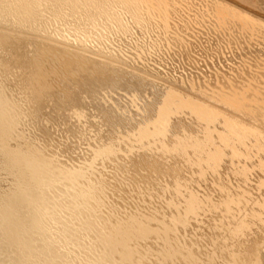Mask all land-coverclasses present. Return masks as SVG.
Masks as SVG:
<instances>
[{"label":"bare ground","instance_id":"obj_1","mask_svg":"<svg viewBox=\"0 0 264 264\" xmlns=\"http://www.w3.org/2000/svg\"><path fill=\"white\" fill-rule=\"evenodd\" d=\"M218 1H220V0H218ZM230 1L231 2H233V1L239 2L240 5H237L238 7L235 5V7L239 8V9L242 8L243 12H244L245 8L246 9L249 8V9L253 10L254 6L257 7V9H255V10H258L260 12V14L262 15V17L259 18V20H263V22H264V0H260L261 5L257 1H256V4H254L252 2L254 4V6H252L253 4L251 5V2H250L251 0H230ZM220 2L224 3L228 7L231 6V3L226 2V0H221ZM220 2L215 3V5L220 4V6L222 7V5H224V4H221ZM148 3H150V0H0V71L4 72L5 76L7 77L8 74L14 72L13 69H19L20 67H22L20 65H22V64L25 65L24 61L29 60L31 58L30 57L31 55L28 52L29 48L30 49L35 48L36 46H38L40 44L39 46L47 45L46 48L48 50H49V48L53 49V47L58 46L60 48L65 49L63 51L67 50L68 54H69V52H71L70 54H73L75 56L74 58H70V57L68 58L67 57V59H65L63 62L59 63L58 68L60 67L61 70L64 69V71L65 70L67 71V74L65 76H68V74L71 75V73L73 71H75L76 66L79 65L78 61L81 60L80 62H82L83 59L89 58L91 61V62H89V65L93 62L98 68H100L101 71H99L98 68L96 69V71L99 74L101 72H106L107 71L106 68L110 69L112 67L111 68L112 70L110 73L112 74L113 78H117V80L119 79V81L122 80L123 79L122 77H124L125 75L126 76L129 75V77H127V79H129L131 75H132V77L139 78V80L140 79L144 80V78H147L150 82V86H149V84L147 85L146 83H143V85L146 84V86L141 85L142 84V83H140V82H142L141 80L138 82L137 85H141V87H145V88H147V86H148V88L151 87L152 89H148L146 91L144 89V93L139 92L140 93L139 95L137 93H136V95L134 94L135 91L137 92L138 86L135 87L133 85L135 87L134 88L132 86V84L134 82L132 83V81L130 79L129 80L131 81V86L128 85L130 82L128 84L124 83L125 85H123L122 81H121L122 84H119L118 81L116 83H114L115 81H113L111 79L110 75H108V72H107V74L104 73L105 75L102 73L103 75L101 74V75L97 76L98 77V79L96 78L97 82L101 83L100 86H95V84L98 85V83H95V81H93L95 78L92 80L94 82V84H93V82L91 83V80L89 81L86 79L89 83L94 85V88H92V86H89L90 84H87V83H85L87 85H84V88H86V86H89V88L91 87L90 89H92V92L90 89L88 90V88L86 90L83 87H81V88H83V90L86 91V93H88V91L90 94L93 93V94H91V95H93V98H91L92 96L89 95V93H88V95L90 96L89 97L90 100L88 99V96L86 99H88L90 102L93 99L96 103L95 104L94 101H92L93 104H91V105L92 106L95 105V107L93 106L94 108L91 109V111H92L91 114L89 112L91 106H88V105L87 106L90 107V108L87 107V109H89V111H88L89 114L84 113V115H86V116L91 115L90 121L87 120V122H84L83 120H86V118H85L82 121L84 123H86V125L85 124L84 125L78 124L79 126H75L76 128H78L77 131L75 130L76 134H79L82 137V139H83V137H85L84 139H86V142L95 141V143L96 142L99 143V141L107 140V137L109 136L110 133L111 134L115 133L117 135L118 134L121 135L123 133V132L119 133L121 131V129H122V131H123V129L125 130V128L128 127V125L130 127H132V129H133V130L129 131L130 127H128V130L127 129L125 130V131H129V133L124 136L126 139H122L123 141L119 142L118 145H116V148L115 149L113 148L114 150L113 149L111 150V148L109 150L107 149L110 152H108V151L103 152V150L105 148H108L107 146H105V148H104V145H106L108 143V142L106 143V141H105L104 145L101 146V147H103V148H101V149H103L102 151L99 147H97V148L95 147L96 150L99 148V150H97V152L99 151L98 152L99 154H100V151L103 153L108 152L107 154L110 153V155H111L110 157H112V158L109 159L108 162L110 160L112 161V159H113V164L110 161L111 164L113 165L112 168H116L118 172L112 171V168L110 170V166H109L110 162L109 163L104 162L105 165H103V168L105 169V166L108 164L109 170L111 172H114V174H115V172L118 173V176L120 177L119 179L120 180L123 179L122 181L125 180V182H126L125 183L126 185L123 184V189L121 190V188H122L121 184H120L121 181L119 180V182H118V184H120V186H119L120 188H119V187H117L118 185L116 186V184H114L118 181L117 179H116L117 181H115V177L117 175H114L115 177L113 176L114 177L113 178V177H110V175L111 174L113 175V173H110V175H109L110 178H108V179L106 178V179L109 181V183H111V181L109 179L113 178L112 179L113 183L106 184L108 181H104V182H106L105 184L99 183L100 185L97 186V188H95V190L97 189V191L101 190L100 195L103 196V198H107V199L111 198L112 202L110 204L108 214L116 217L120 226L122 224L124 225L122 231H126V229H127V232H128V229L131 226V224L127 228V226H128L127 222L128 221L131 222L130 220H132L133 218L136 217V219L138 218L137 219L138 221L140 220L143 222V224L144 223L147 224L150 231L156 233L155 235L152 233H151L152 235L151 234H148V235H151L154 239H160L163 246L159 250L158 255H156V256L153 255L154 258L149 257V259L144 260V261H146L145 264H156L157 260H161L160 262L163 261V264H213L214 259L216 257H217V259H215V260H217V261L219 260L218 264H264V229H263V231L261 230L262 233H257L258 232V230H256L257 227L256 228L254 227V225L258 226V224H256L259 221L258 218L262 217V216H256V215H261L262 212L264 215V165H261V163L257 160V158H256V160H254V159H253V161L251 160V158L249 157V154H247V152H246L247 147H246V145L244 146L245 143H243V142H245L244 141L245 134H243V133L246 130V132H245L246 134H249L251 137H252V135H254L257 139V141L255 140L256 142H253L252 145L250 143V147H254L256 151H260V148H262L261 146H264V130L261 131V129L259 127L260 123H258L259 128L257 127V125H255V128H254V127H252L253 126L252 123L250 125V122L246 121V123H244L245 126H243L244 127L243 130H240V132L238 131L237 134L235 133L237 138L238 137L240 138V140H236V138H233L232 136H230L229 132L226 130V127H227L226 125L228 123L226 124L225 120L227 122L228 118L227 119L224 118V117L228 116V117L232 118L234 121L237 118V116H235L234 114L240 113V111L242 109H243L242 111H244L247 114L245 116H248L249 118L251 117L250 119H252V120L253 119L258 120L262 116L254 114V115L258 116V118H256V116L253 117L248 111L251 108V107L250 108L247 107L249 105V103H248V105H245V106L240 105V107L238 106L237 102H231L230 104H227L226 102L223 101L224 98L221 99V95H218L217 93L210 92L208 89L205 90L206 92L201 91V93L199 95L198 94L194 95L197 92H199L198 90H201V88H200V86L197 87L198 89L196 88V85H198V83L194 77V73L192 72V70H194V69H191V71L185 69V67L190 62V59L192 58L190 56L189 52L198 51L199 53H201L200 56H202V54H203V55H206L209 57L213 56L212 54H217L215 57L216 59L215 58L213 59V60H217V57L219 56V54L217 53V50H219V49H220V51L223 50L225 48V46L228 44L231 45L232 48L234 46V48H235L234 51H235L236 55H238V54L240 55V53H241V56H242L245 54V53L242 54V51L245 52V50H248L247 53L251 57L253 56V58L255 59L254 63L256 65V61L259 58L258 56H261L262 58H264V38H263V42H259V41L256 42V43H258L257 46H255L256 43H255V45H252L251 41H248V40L246 41V42H248V45H245L244 43H246V42L242 41L245 38L244 35H243V38H241L242 39L241 40L240 36L236 38V36H238L239 33L236 36L233 35V33L235 34L236 30H235V32L233 31V33H231L233 28L234 27L236 28V25L238 24L236 22V25L231 24V25H234L233 28L230 26L232 28L231 31H230V27H229V29H222V27L224 28L225 25L221 27V29L223 30L222 31V30H217V28H216L217 23H214L216 26L215 29L212 28L213 26L210 28L209 25L206 24L207 26L204 30L202 28H200V31H201V29L203 31H201V33L199 32L200 34L197 35L193 39L194 40L193 43L192 42L190 43L189 41L185 40L182 37V35H181L182 32L181 33L178 32L180 29L179 30L177 29V33L173 34V37H165L163 39L162 38L163 34H159L157 32L161 28L160 27L161 22L165 23L168 21L165 18V15H163V13H164L163 8H162L163 5L162 4L161 5L159 4L157 6L154 5V8L152 9V8L148 7ZM145 5H147L146 9H144ZM165 7H166V5H165ZM223 7H224V9L226 8L225 6H223ZM231 7L234 10L236 9L233 7V5ZM229 8H227V10ZM144 10H146V11L148 10V13L141 14V12ZM166 10H168V9H166ZM234 10H232L233 13H234ZM238 10H235V11L237 12ZM240 10H239V12H240ZM213 11H214V9H213ZM228 11H230V10H228ZM232 11H230V12H232ZM166 12H169V11H166ZM166 12H165V14H166ZM216 12H219V11L216 10L214 12V14H216ZM227 12H225L224 14H226ZM230 12H229V14H230ZM236 12L234 13V14L238 15L236 20L237 21L238 20L243 21L242 19H240V18L245 16L244 14H242L243 12H240L241 13L240 15ZM249 12H250L249 10H247V12L245 11L246 14H248ZM212 14H213V12H212ZM220 14H222V13H220ZM224 14H223V17H224ZM249 14H251V13H249ZM249 14H248V16H249ZM206 15H207V13H206ZM217 15H218V13H217ZM230 15H232V14H230ZM230 15H228V16H230ZM251 15L254 16L253 14H251ZM251 15H250V18L252 17ZM208 16H211V15L209 14ZM234 16H236V15H234ZM169 17L171 19H173L171 15ZM214 17L215 16H213V18ZM225 17H227V16L225 15ZM211 18H212V16H211ZM219 18H220V16H219ZM250 18H249V20H250ZM226 19H228V18H226ZM246 19L248 20V17H246ZM175 20H176V23L178 24L177 28H179V27L181 28L182 24H184L186 26V28L189 27L188 26V23H189L188 16L180 15V16H177L175 18ZM214 20L216 21V19H214ZM214 20L212 19V21H211L212 24H210V25H213ZM252 20H254L255 24H256V22H259V23L262 22L259 20L256 21L257 19H255V18L254 19L252 18ZM202 21H204V20L202 19ZM220 21H222V19ZM230 21H231V19H230ZM248 21H247V23H248ZM204 22H202V24ZM244 22H246V21H243V23ZM205 23H204L203 28L205 27ZM250 23H251V25H250ZM250 23L248 26L245 23V27L247 26V29H248V30L246 29L245 31L252 32L253 29L258 28V25H256L257 28L253 25L254 28L251 27L252 31L249 30L248 27H250V26H252V24H254L253 21ZM54 24L55 25L58 24L56 26L59 28H62V27H60V24H62V26H64V30L61 31V29H58V28H57L58 30L57 29L50 30L51 27H53V28L55 27V26H53ZM223 24H225V23L222 22V25ZM228 24H230V23H228ZM240 24H242V23H240ZM220 26H221V22H220ZM242 26H243V24L240 26V28ZM260 26H261V28L263 27L262 24ZM186 28H185V30H186ZM164 29L166 32L167 29L166 28H164ZM183 29H181V30H183ZM262 29H264V27ZM259 30H260V28H258L257 33H259L261 31V30L260 31ZM135 34H137V37H134ZM253 35L255 36V34H253ZM245 36H247L248 39L250 37V36L248 37V34ZM251 37H252V39L254 38L253 36H251ZM147 39H150V41L153 42V46L156 47L158 51H160L162 49V47L166 46L163 42H165L166 44L169 45L168 47H166V49L169 52V55L164 60L163 65H161L160 63H158L157 61H154V60L153 61L155 63L151 62L152 59H149L150 57L147 58L145 56V54L147 52L146 49H148V46H149V43L146 42ZM259 39H261V38H259ZM186 42H188V44L189 43L190 44L188 45L186 50H184V48H182V44L183 43L185 44ZM250 43H251V45H250ZM53 45H55V46H53ZM185 45L187 46V44H185ZM169 48L170 49L174 48L176 50H174L173 52L170 53ZM39 49H41V48L39 47ZM215 49H216V53L214 51ZM48 50L46 52H48ZM56 51H57V48H56ZM220 51H219V53L222 54V52H220ZM60 52H62V51H60ZM32 53H33V51H32ZM36 53H38V52H36ZM51 53H52V50H51ZM52 54H54V53H52ZM62 54H63V52L61 53V55ZM64 54H65V52H64ZM248 54H246V56L249 57ZM35 55L36 54H33V56H35ZM37 55H39V54H37ZM40 55H42V54H40ZM58 55H55V57H57ZM61 55H59L58 57H61ZM251 57H250V59H251ZM48 58H50V57L48 56ZM37 59H38V57H37ZM43 59H44V57H43ZM53 60H51V61H53ZM209 60H210V58H209ZM36 61H38V60H35L34 62L36 63ZM44 61H42V62H44ZM48 61L50 64L52 63L50 60H48ZM60 61H62V59H60ZM56 62L58 63V61H56ZM257 62H261V60L257 61ZM29 63L32 64L30 60H29ZM47 63H45V64H47ZM40 64H42V63H40ZM45 64L44 63L42 64V65H44L43 68L45 67ZM50 64H47V65L50 67ZM52 64H54V63H52ZM60 64H61V66H60ZM54 65H53V67H54ZM25 66H27V65H25ZM86 66H88V65H86ZM86 66H82V67L83 68L85 67L84 69L86 70V73H88V71L90 72L91 69L88 66V68L90 69L89 70L88 68H86ZM155 66H158V67L164 69L165 71H160ZM166 66H168V68ZM40 67H41V65H40ZM77 67H79V66H77ZM44 69H46V68H44ZM51 69H53V71L52 70L51 71L54 74L55 73L54 71H56V70L54 68H51ZM103 69H105L106 71H102ZM61 70H59L60 73H61ZM92 70H93V68H92ZM92 70H91V72H92L91 75L93 74ZM178 70H181L182 74H179L180 75L179 78L173 77L172 73L177 72ZM66 71H65V73H66ZM76 71H78V69H76ZM94 71H95V68H94ZM79 72L81 73L82 71H79ZM97 72H95V73H97ZM194 72H196V71H194ZM55 74L58 75L57 80L60 79V76H61V78L62 77L65 78V76H62L58 73H55ZM62 74H63V71H62ZM82 74H83V72H82ZM86 75H88V74H86ZM197 75H199V74H197ZM55 76H53V77H55ZM71 76H73V75H71ZM71 76L68 78H71ZM202 77H205V76L203 75ZM79 78H80V76H79ZM81 78H80V80H82ZM50 79L53 81L52 78H50ZM72 79H73V77H72ZM76 79L77 78L75 76L74 80H76ZM83 79L85 80V78H83ZM131 79H133V78H131ZM147 79H145V80H147ZM74 80H72V82H74ZM134 80L136 81V79H134ZM203 80H206V78H204ZM67 81L70 82L69 79L66 80V83H67ZM125 82H128V81L126 80ZM145 82H147V81H145ZM74 83H76V82H74ZM112 83L114 84V86L111 85ZM204 83H205V81H204ZM79 84H80V82H79ZM247 86H249V85H247ZM65 87H63V88H65ZM132 87L134 88L133 90H132ZM68 88L66 87L65 90L63 89L65 91V95H67L66 91H68V92L70 91V94H68V96L72 97L71 96V89L68 90ZM96 88H99V89L96 90ZM203 88L204 87H202V89ZM93 89L95 90V92H93ZM249 90H250V88H249ZM73 91H75V90L72 89V93L74 94ZM80 91H82V90L80 89ZM140 91L143 92L142 88ZM217 91H219V90H217ZM84 92H83V94H84ZM220 92H222V91H220ZM247 92H248V89H247ZM75 93H77V92H75ZM86 93H85V95H87ZM242 93H244V92H242ZM77 94L79 95V93H77ZM83 94H81V95H83ZM232 95H233V93H232ZM73 96L78 97L76 95H73ZM199 96L202 97V99H200ZM70 97H68V99ZM79 97H80V95H79ZM85 97H84V99H85ZM225 97L229 98L228 96H225ZM238 97H241V96H238ZM60 98H61V103H64L65 101L62 99L65 97L60 96ZM78 98H77V100H78ZM73 99H74V104H75V105L73 104V106L76 107V105H77V109H79L80 112L82 109L85 110V112H87L86 111L87 109H84L87 102L82 103V97L79 99V100H81V102L76 101V98H74V97H73ZM84 99H83V101H84ZM232 99H233V96H232ZM235 99H237V98L234 97L233 100H235ZM70 100H72V98ZM240 100L242 102L241 98H240ZM247 100H249V98ZM89 101H88V104H89ZM68 102H66V103H68ZM244 102H245V100H244ZM71 103H73V102H70V104ZM199 103H201L203 105L199 106L198 105ZM63 105L65 106L66 104H63ZM218 105H222L221 108H216V106H218ZM262 105H263V103H262ZM58 106L62 107L61 105H58ZM253 106H255V105H253ZM66 107L70 108V106H67V105H66ZM223 107H225V108H223ZM63 108H65V107H63ZM69 108H68V110H70V111H71V109H72V111L75 110V108L73 109V107H71V109H69ZM227 108L230 111L228 110V112L226 113ZM79 110L77 111L78 112L77 114L80 113ZM215 111L217 114H219V117L221 116V118L215 117V115L212 116V113H214ZM263 111H262V114H263ZM75 112L76 111H74V113ZM229 112H230V114H229ZM82 113H83V111H82ZM82 113H80V117L82 116ZM75 115H76V113H75ZM75 115H74V117H75ZM72 116H73V114H72ZM76 117H79V116L77 115ZM81 119L77 120V123H79L78 121H80V124H83ZM87 119H89V117ZM261 119H263V118H261ZM73 120H74L73 122L75 123L76 119H73ZM229 120H231V119H229ZM247 120H249V119H247ZM239 121H241V120H239ZM261 122H262V120H261ZM263 122H264V120H263ZM74 123H72V122H71V124L69 123V126L72 124L76 125ZM232 126H233V124L231 125V127ZM67 127H68V125H67ZM68 128H66V129L68 130ZM73 128H70V129L72 130ZM74 129H73V131H74ZM75 131L73 133H75ZM90 132L91 133L93 132L94 134H92V136L87 137L88 134H91ZM232 133H234V132L232 131ZM76 134L74 135V137L77 138ZM254 136H253V140L255 139ZM260 137H262V139H260ZM108 138H110V136ZM121 138H122V136H121ZM78 139L81 141L80 137ZM84 139L81 142L84 143V145H86V142H83V141H85ZM91 139H94V140H91ZM245 139L247 140L246 137H245ZM108 140L110 142V139H108ZM248 140H249V138H248ZM248 140H247V143L249 142ZM103 142H100L99 146L102 145ZM257 142L261 145L259 146L257 144ZM115 143H116V141H115ZM88 144L91 145L92 149L94 148L93 146H95L94 143H93V145H92V143H88ZM108 144H111V146H112V143H108ZM113 145H114V142H113ZM200 145H202V148ZM111 146H109V147H111ZM113 147H115V145ZM244 147H246V148H244ZM91 148H90V150H91ZM0 151H1L0 152V158H2L1 162L3 161L4 164L7 162V166L3 167L2 169L7 167L6 169H8L7 170L8 173H9V171H11L15 175L16 179L21 180V183L23 181L24 184H26V185L29 182H31L30 184H32V181H28L27 183H25L26 181H24V180H26V179L27 180L28 179L34 180V176L36 177L34 180L35 184L37 183L36 179L37 180L38 179L43 180L42 178L44 175V170L38 165H33L31 169L25 168L22 166L23 171L19 170V172L15 173L14 169L18 165L22 164L21 163L22 160H21L19 155H17L13 150H11L9 142L7 141V130L5 128H2L1 126H0ZM89 151H88V153H89ZM95 151L93 150L94 154L98 155L97 152H95ZM111 151H113V152H111ZM244 152H246L245 153L246 155L244 154ZM90 154H92V153H90ZM241 154L242 155L244 154V155L242 156ZM223 155L225 156V159H227V157H229L231 159L236 158L238 160H241V159H239L241 156L245 158V160L243 161V163L241 165V168H239V169L237 168L238 171L235 172L236 174L233 173L236 176L234 178L236 181V186L238 188H240L242 186V184L247 185V183H249V181H248L249 179H247V178H248V175H250L249 173L252 172V171L250 172L249 170H251L253 168L258 169V170L256 169L258 171L257 176H256L257 177L256 178V185L257 186H255L254 189H249V190H252V191H250L249 194L245 195V192H243L244 193V199H245V202H244L245 208L244 209L246 211H248L249 214L253 213V211H251L253 204H257L259 201L257 200L258 201L257 203L254 202L253 204H250L252 207L249 206V203L250 202L252 203L253 201H255L254 198H256V199L262 198V200H261V203L259 202L260 205H258L259 203L257 204L258 206H260L259 212H258V209L256 210V212L254 211V213L256 215L253 213L254 216H253V214H251L252 217H250V215L246 211L245 212L247 214L246 213L243 214L244 211L242 212L243 215L246 214L247 217H250V218H248V219H250V221L252 218V222L246 223L247 225H245V223H244V225L246 227L245 229L251 230V234H250V237H248L246 239L245 238L241 239V240H243V242L241 241L242 242L241 244H238V242L236 240L237 236L241 233H239V231H237L239 234H236V236H234L236 230L238 229V227H240V223L242 225L241 221L244 219V218L240 217V214H239V216H237L236 214L232 215L231 218H229V220H227V218H226V221H230V222L232 221L231 222L232 226H230V228L227 230L221 231L220 227L219 226L217 227L216 224H214V223L221 221V219L223 217L222 215L225 214V213L222 214L221 210L216 209L215 212H213V213L211 212L212 214L209 213L210 214L209 217L205 216V218L200 216L201 214L203 215L204 212L201 214H200V212L195 213V211L197 210L196 206H197V204H199V203H197V201L203 202L204 204L206 203L205 205H207L208 202L216 199L215 194L221 195L222 189L219 186L216 187L214 182H212L216 188L214 191L209 192L212 195L210 196L208 194V196H210L209 197L210 199H207L206 193H204V188L206 187L205 186L206 184H204V186H203V182H201V179L202 180L204 179L203 178L204 172L207 171V172H210V174L212 173V175H214L213 172L215 171L216 167L218 168V164H220V166H221V163H223V165L225 167L224 172L219 177L217 176V179L220 182H222L223 181L222 178L224 177L223 175H226V176L228 175L227 176L228 178H229V176H231V174H230L231 172H229L230 171L229 169H231L229 166H231V164H228V161H227V160H229V158L223 162V161H221ZM101 156H103V155H101ZM101 156H99V157H101ZM88 157L92 158L91 155ZM99 157H97V158H99ZM93 158H94V156H93ZM97 158H95V160ZM105 158H107V156ZM105 158L103 157L104 161H106ZM103 159L101 158L100 160H102V162H103ZM92 161H93V159H92ZM238 162H237V165H238ZM89 163H92V162H89ZM1 165L4 166L3 164H0V166ZM93 165L91 164L92 169H93ZM95 166H97V165L95 164ZM219 168H218V170H219ZM6 169H4V170H6ZM94 169H95V167H94ZM116 169H113V170H116ZM194 170H199L198 174L195 173L198 175V177H197V175L195 176V174L191 172ZM97 172H98V170H97ZM207 172H205V173H207ZM8 173H6V174H8ZM106 173H108V172H106ZM255 175H256V173H255ZM12 176L13 175L11 174V177ZM32 176H33V178H31ZM217 179H216V181H217ZM101 180L99 182H101ZM34 181H33V184H34ZM235 181L233 180L232 182L235 183ZM102 182H103V180H102ZM230 182H231V180H230ZM18 184L20 185V182L17 183V186H18ZM30 184H29V186H30ZM113 185L116 186V188H119L120 191L118 189L117 192L113 193V191L115 190L114 189L115 187L114 188L112 187ZM124 185L127 188H124ZM221 185H222V183H220V186ZM223 185H225V184H223ZM21 186L22 185H20L21 189L19 190V188H18L17 190L21 191L22 190ZM24 187H26V186H24ZM237 187L236 188L234 187V190L235 189L237 190ZM91 188H94V187H91ZM201 188H203V190ZM250 188H252V187H250ZM194 189H196V192H195L196 194L193 193L195 191ZM231 189L233 190V188H231ZM231 189L230 190L227 189L225 195L222 193L223 199H221V197L219 196L220 197L219 199H221L222 201L221 200H220L221 202L218 201L221 206L225 205L224 209H227V210H224V212L227 211L228 216H229V213L230 214L232 213L229 211L230 210L229 205H231V202L229 205H228V203H229V200L232 201L233 194L235 195V192L232 193ZM92 190H93V192L95 191L94 189H92ZM249 190H248V192H249ZM19 191H15V192H18V194H19ZM86 193H88V192H86ZM12 194L16 195L15 198L17 200L18 194L17 193H12ZM204 196H205V198H204ZM213 196H215V197H213ZM182 197H183V199H182ZM10 198H13V196L11 195V197H9V202L11 201ZM240 198L241 197H239V199ZM19 199L20 198H18L17 201H21V199L20 200ZM196 199H197V201H196ZM233 200H236V199H233ZM14 201H15V199H14ZM14 201L12 200V202H10V203H12L11 204L12 206L14 205L13 204ZM120 202H124L125 206L123 209H119L120 210L119 211L117 206H120L119 205ZM218 202L216 203L215 207H217ZM240 202H242V201H240ZM203 203H202V206H204ZM214 203H215V201H214ZM121 204H123V203H121ZM238 204H239V202H238ZM18 205L21 206L20 203ZM22 205H24V203ZM26 205H29V204H26ZM209 205H212V207L214 206L213 204H208L207 206H209ZM20 206L18 208H16L15 211L18 210L20 208ZM200 206L201 205L199 204V207ZM218 206H219V204H218ZM22 207L24 208L25 205ZM215 207H213V208H215ZM205 208H207V207H205ZM12 209H14V206L12 207ZM209 209H210V206H209ZM19 211H20V209L18 210V212ZM216 211H220L221 212L220 214H222V215L215 214V213H219ZM239 213H241V212H239ZM258 213H260V214H258ZM140 214H142L141 217L139 216ZM205 215H207V214H205ZM21 220L23 221V224H24L25 222H24L23 218ZM0 221H2V220H0ZM16 221H19V220L17 219ZM222 221L220 224L221 226H222ZM244 221H245V219H244ZM134 222L136 223V220H134ZM19 223H20L19 225L13 223V225L15 224L14 227L12 226L13 228L9 225L10 224L9 223L8 224L9 226H7L6 229H4L2 227V230H6L5 232H7V233L9 232L8 233L9 235H10V232L12 234L17 233V232H15L17 229L20 230L21 228L25 227V225H22L21 222H19ZM223 223H224V221H223ZM228 223L229 222H227V224ZM25 224H28V223H25ZM263 224H264V221H262L260 224L261 227L264 228ZM3 225H4V223L1 226H3ZM132 225L134 226V224H132ZM185 225H188V226H185ZM27 226L32 227L33 225H32V223H30ZM10 227L12 228V231L10 230ZM28 227H25V228H28ZM142 227H143V225H142ZM228 227H229V224H228ZM228 227L226 226V228H228ZM139 228H141V227H139ZM7 229L10 231H7ZM23 229H21V230H23ZM114 229L116 230V228H114ZM143 229H144V227H143ZM242 229H244V228H242ZM21 230L19 232H21ZM115 230H113L114 233L119 232V231L117 232ZM246 230H244V232ZM122 231H121V233H122ZM127 232H126V234H127ZM143 232H144V230H143ZM146 233H148V232H146ZM160 234H161V236H160ZM128 235H129V233H128ZM128 235H126V236H128ZM138 235H137V237H138ZM143 235L141 234V236H143ZM10 236H9V238H10ZM122 236H123V234H122ZM124 236H125V234H124ZM133 236L135 237V235H133ZM145 236H146V234H145ZM15 237H16V235H15ZM15 237H13V240H12V243L14 241L13 245L17 242V240L14 239ZM245 237H247V234L245 235ZM239 238H242V237H240V235H239ZM7 239L8 238H6V240ZM10 241H8V242H10ZM209 241H210V244L207 246L206 243ZM25 243H24L23 247L28 248L30 243H28V244H27V242H25ZM148 246H149V248H152V250L155 248L154 247L155 243L153 242V240L148 242L147 247ZM28 250H30V249H28ZM240 250L243 252H240ZM237 252H238V254H237ZM157 256H158V259H157ZM218 257H219V259H218ZM144 261L142 262V264L144 263ZM56 263H58V262L55 260V262H53V264H56ZM121 264H135V263L134 262L124 263L123 262ZM157 264H159V263H157Z\"/></svg>","mask_w":264,"mask_h":264},{"label":"rangeland","instance_id":"obj_2","mask_svg":"<svg viewBox=\"0 0 264 264\" xmlns=\"http://www.w3.org/2000/svg\"><path fill=\"white\" fill-rule=\"evenodd\" d=\"M217 1L218 0H150V3H148V7L153 9L154 5L155 6H157L159 4L163 5L162 6L163 12H164L163 15H165V18L168 21L165 22L166 24L161 22V24H160L161 28L157 31L159 34H163V37H162L163 39L165 37H173V34L177 33V29L178 30L180 29L178 32H180V33L182 32V34H181L182 37L185 40L189 41L190 43L191 42L193 43L194 42L193 39L197 35H199L201 33V31H203L206 28L207 25H209L210 28L213 26L212 28L215 29L216 26L214 23H217V27H216L217 30H222V29H229L230 26L233 28L234 25H231V24L236 25V22H237L238 23L237 24L238 26L236 25L237 29L234 27L233 30L231 31L232 28L230 27L231 33H233V31L235 32V30L237 32V33L235 32V34L233 33V35L236 36L239 33L238 36H236V38L240 36V39H241V38H243V35H244L245 40L244 39L243 40L241 39V40L243 42L244 41L246 42L247 40L251 41L252 45H255V43L258 41L263 42V38H264V31L263 30L264 29H262V28L264 27V24H263L264 22H263V20H259V18H261L262 15L260 14V12L258 10H255V9H257V7L254 6V4H256V1L261 5L260 0H251L250 1L251 5L254 3L252 5V6H254L253 10L249 9V8L248 9L245 8L244 12L242 11V8H240L241 10L239 8H237L238 7L237 5H240L239 2H236V1L231 2L230 0H226V2L231 3V6L233 5V7L236 8L235 10L239 9L240 12H243L242 14H244L245 16L240 18V19H242L243 21H246L244 23L241 20H238L239 22L236 20L238 15L234 14L236 11L231 6H229L230 7L229 8L224 3H221L220 2L221 0L218 2H220L221 4H224V5H222V7L220 6V4L215 5V3H218ZM165 5H166V7H165ZM235 5L237 7H235ZM223 6H225L226 8L224 9ZM146 8H147V5L144 6V9H146ZM227 8H229L228 10H230V11L234 10V13H233V11L232 12L228 11ZM166 9H168V10H166ZM213 9H214V11H213ZM215 9L217 11H219V12H216V14H214V12L216 11ZM239 10L236 13H238L240 15L241 13L239 12ZM247 10H249L250 11L249 13L253 14L255 17L249 13H248L249 14V16H248V14L245 13V11L247 12ZM166 11H169V12H166ZM165 12L167 15L165 14ZM212 12H213V14H212ZM225 12H227V13L224 14ZM229 12L232 15H230ZM143 13H148V10L147 11L144 10L141 12V14H143ZM206 13H207V15H206ZM217 13H218V15H217ZM220 13H222V14H220ZM209 14L212 16V18H211V16H208ZM223 14H224V17H225V15L227 17L224 18ZM227 14L230 16H228ZM233 14L236 16H234ZM168 15L169 16L171 15L173 19H171ZM180 15L188 16V18H189V23H188L189 27L188 28H186V26L184 24H182L183 27L181 26V28L180 27L177 28L178 24L176 23L175 18L177 16H180ZM250 15L252 16L251 18H250ZM213 16H215L216 18L215 17L213 18ZM219 16L222 19V21H220L221 19L219 18ZM246 17H248V20L250 18L249 21L250 22L253 21V23H254V24H252V26L248 27L249 30L252 31V28H254L253 25L256 28H257L256 25H258V28H260V30H261V31L260 30L259 31L261 33L260 32L257 33L258 28L253 29V31L255 30L254 32L253 31L252 32L245 31L247 29V26L250 23L246 19ZM226 18H228V19H226ZM252 18L257 19L256 21H258V20L262 21L263 23L262 22L261 23L256 22V24H255V22H254V20H252ZM202 19L206 23L204 21H202ZM212 19L213 20L216 19V21L214 20L213 25H210V24H212L211 23ZM230 19L232 22L230 21ZM219 21L221 22V26H220ZM247 21H248V23H247ZM202 22L205 23L204 28H203L204 23L202 24ZM222 22L225 24L222 25ZM228 23H230V24H228ZM240 23L243 24V26L241 28H240V26L242 24H240ZM245 23L247 25L246 27H245ZM261 24L263 25L262 28L260 26ZM56 25H58V24H56ZM56 25L54 24L53 26H55V27L54 28L51 27L50 30H52V29L55 30L57 28L61 29V31L64 30V26H62V24H60V27H62V28H59ZM224 25L226 28L222 27ZM250 25H251V23H250ZM221 27H222V29H221ZM164 28L167 29L166 32H165ZM185 28H186V30H185ZM200 28H202L203 30L201 29V31H200ZM181 29H183V30H181ZM245 32L246 33L248 32L247 34H248V37L250 36L249 37L250 40L247 38V36H245V35H247ZM253 34H255V36ZM251 36H253L254 38L252 39ZM134 37H137V34H135ZM259 38H261V39H259ZM146 42L149 43V46H148V49H146L147 52H146L145 56L147 58L150 57L149 59H152L151 62L157 61L158 63L163 65L164 60L169 55V52L166 49V47H168L169 45L166 44L165 42H163L166 46L162 47V49L160 51H158L157 48L153 46V42H151L150 39H147ZM246 43H244V44L248 45V42H246ZM251 43H250V45H251ZM185 44H187V46ZM185 44L184 43L182 44V48H184V50H186V48L189 45L188 42H186ZM257 44L258 43H256L255 46H257ZM39 45L36 46L35 48H32V49L29 48V50H28V52L31 55L30 56L31 58L29 57L30 58L29 60L31 61L32 64L29 63V60L24 61L25 65H27V66H25L21 63L22 65H20V66H22V67H20L19 69H13L14 72L8 74L7 77L5 76L4 72L0 71V126L7 130V141L9 142L11 150H13L17 155H19L21 160H22L21 161L22 164L18 165L14 169V171H15V173L19 172V170L23 171L22 166L25 168L31 169L33 165H38L44 170V175L42 178L43 180H39V179L37 180L36 179L37 183L35 184L34 180L36 177L34 176V180H32V179L24 180V181H26L25 183H27L28 181H32V184H30L31 182H29L26 185V184H24L23 181H22V183H23L22 184L21 180L16 179L15 175L11 171H9V173H8V171H7L8 169H6L7 167L4 168L6 170L2 169L3 167L7 166V162L4 164L3 161L1 162L2 158H0V164L4 165V166H2V165L0 166V168H1L0 169V220H2V221H0V223H1L0 224V229H1L0 230V264H53V262H55V260L59 264H121L123 262L124 263L134 262L135 264H142V262L146 259H149V257L154 258L153 255H155V256L158 255L159 250L163 246L160 239H154L151 236L152 234L155 235L156 233L150 231V229L148 228V225L145 223L143 224V222L140 220L138 221L137 220L138 218L136 219V217L133 219L131 218L133 221L130 220L131 222H129V221L127 222V225H128V226L126 225L127 228L131 224V226H130L131 228L129 227L128 232H127V229H126V231H122L124 225L122 224L120 226L117 218L114 217L113 215L108 214L109 207H110V204L112 202L111 198H109V199L103 198V196L100 195L101 190H98V191H97V189L95 190V188H97V186H99L101 183L105 184L106 182H104V181H108L107 179L110 177H113L114 175H117L116 177L114 176L115 181L118 180L114 184H116V186L118 185L117 187H119L121 184V187H122L121 190L123 189V184H125L126 182H125V180L122 181L123 179L120 180L118 173H116V172H118L117 169L112 168L113 167V165H112L113 159H112V161L110 160L112 162V164L109 161L110 162L109 166H110V170L112 168V171H116L115 174H114V172H111L109 170L108 164L105 166V169L108 167L106 170L103 168V165H105L104 162L107 163L108 160L112 158V157H110L111 156L110 153L107 154L108 152H110L108 150L110 148H111V150L113 148L115 149L116 145H118L119 142L123 141L122 139H126L124 136L126 134H128L129 131L133 130L132 127H130L128 125V127H130L129 131H125L126 129L128 130V127H126L125 130L123 129V131L121 129V131L119 133L123 132L122 133L123 135L122 134L117 135L114 133L116 135L115 136L114 134L110 133L111 134V135L109 134L110 138H108L109 136L107 137V140L110 139V142H109V140L108 141L105 140V141H106V143L107 142L112 143V146H111V144H108V143L106 145H104V143H105L104 140H103L104 142L103 141H99V143L96 142L97 144L95 143V141L86 142V139H84L85 137H83V139L85 140L83 142H86V145H84V143L81 142L83 140L82 137L79 134H76V131L78 128L75 127V126L84 125V124L86 125V123H84V122H87V120L90 121L91 115L86 116V115H84V113L89 114L88 113L89 109H87L88 106H91V108L88 107V108H90V111H89L90 114L92 112L91 109H93L95 107V105H93L94 107L91 105V104H93L92 101H94V100L92 99L91 102L89 101L90 100L89 95H91L93 93L90 94L88 91V93H89V95H88V93H86V91L83 90V88H84V85H87V84H90L89 86H92V88H94V85H93L94 82L93 81H95V83H98V85L95 84V86H100L101 83L97 82V79H98L97 76L101 75L102 73L107 74V72H108V75H110L111 79L113 81H115L114 83H116L118 81L119 84H122V82H123V85H125L124 83L128 84L130 82L128 85L131 86V81H132V83L134 82L132 84V86L134 85L135 87L136 86L139 87V88L137 87L138 90L136 89L137 92L136 91L134 92L135 95H136V93L138 95L140 93H144V89H145V91L148 89H152L151 87L148 88V86H147V88L141 87V85H143V83H146L147 85L149 84V86H150L149 80L147 78H144V80L147 79V80H145L147 82H145L143 79H140L142 81L140 83H142V84L137 85L138 82L140 81L139 78L132 77V75H131L129 78L131 80L130 81L129 79H127V77H129V75H127V76L125 75L124 77H122L123 79L119 81V79L117 80V78H113L112 74L110 73L112 70L111 69L112 67L110 69L106 68L107 71L105 69H103L102 71H106V72H101L99 74L96 71V69L98 67L93 62H92L93 64L91 63L92 65L91 64L89 65V62H91L89 58L83 59L84 62L83 61L80 62L81 60L78 61L79 65H77V66H79V67L76 66L75 71H73L71 73V75H73V76H71L70 74H68V76H65L67 74V71L65 70L66 71V73H65L64 69L61 70L60 67H59L60 68L59 69L58 68L59 63L63 62L65 59H67V57L68 58L69 57L74 58L75 56L73 54H70L71 52H69V54H68L67 50L63 51L65 49L60 48V47L55 46V45H53V46H55V47H53V49L55 48L54 50L52 48H49V50L51 49L52 53H54V54H52L51 50L49 51L46 48L47 45H44V46L43 45L39 46ZM39 47L41 49H39ZM56 48H57V51H56ZM47 50H48V52H46ZM169 50L171 53L176 49H174V48L170 49L169 48ZM234 50H235L234 46L232 48V46L229 44L226 45L223 50H221V51H220V49L217 50V53L219 54V56L217 57V60H213L217 54H212L213 56H211V57L202 54V56H203L202 57V56H200L201 53H199L198 51L189 52L187 50L190 53V56L192 58L190 59V62L185 67V69L189 70V71H191V69H194V70H192V72L194 73V77L198 83V85H196V88L199 86L201 88V90H198L199 92H197L194 95H197V94L199 95L201 93V91H205L208 89L210 92L217 93L218 95H221V99L224 98L223 101L226 102L227 104H230L231 102H237L238 106L240 107V105L245 106V105H248V103H249V105L247 106L249 108L251 107L250 110H248L249 113L253 117H255L256 115L262 116V117H260V119L263 118V119H261L262 122L260 119H258V120L253 119L252 120V119H250L251 117L249 118L248 116H245L247 114L244 111H242L243 109L241 108L242 110L240 111V113L234 114L235 116H237V118H236L237 120L235 119L236 121L235 120L233 121V119L228 117V116L224 117L225 119L228 118V120L231 119V120H229L230 122L228 120L226 122V120H225V123L226 124L228 123L226 125L227 126L226 130L229 132V135L232 136L233 138H236V140H240L239 137H238L239 139L237 138L236 134L238 133V131L240 132V130H243V128H244L243 126H245L244 123H246V121L250 122V125L252 123L253 124L252 127H254V128H255V125H257V127H258V125H259L258 123H260L259 127H260L261 131L264 130V122H263V120H264V111H263L264 110V58H262L261 56H258L259 58L257 61L261 60V62L256 61V65H255V63H254L255 59L253 58V56L251 57L247 53L248 50H245V52L242 51V54L245 53L242 56H241V53H240V55L239 54L236 55ZM32 51H33V53H32ZM60 51L63 52L62 55H61L62 52H60ZM214 51L216 53V49ZM219 51L222 52V54L219 53ZM36 52H38V53H36ZM64 52H65V54H64ZM33 54H36V55L33 56ZM37 54H39V55H37ZM40 54H42V55H40ZM58 54L61 55V57H58L59 56ZM246 54H248L249 57L246 56ZM55 55H58V56L55 57ZM48 56L50 58H48ZM37 57H38V59H37ZM43 57H44V59H43ZM250 57L252 60L250 59ZM209 58H210V60H209ZM34 59L38 60L39 62L36 61V63H35ZM60 59H62V61H60ZM48 60H50V61L53 60L51 62L54 63L55 65L52 63L50 64ZM42 61H44V62H42ZM56 61H58V63ZM40 63L50 64V67L47 64H45L44 68H46V69H44L43 68L44 65H42ZM40 65H41V67H40ZM53 65H54V67H53ZM86 65H88L91 70L93 68V70H92L93 76L91 75V73H92L91 70ZM60 66H61V64H60ZM82 66H86V68H88L90 70V72L87 70L88 73H86V70L84 69L85 67L83 68ZM155 67L157 69H159L160 71H165L164 69H162L158 66H155ZM166 67L168 68V66H166ZM51 68H54L56 70V71H54L55 73H58L62 76H65L66 79L63 77H62L63 78L62 79L61 76L59 75L60 79L57 80L58 75L54 73L57 76L56 77L52 73L53 69H51ZM94 68H95V71H94ZM76 69H78V71H76ZM59 70H61V73ZM98 70L101 71L100 68H98ZM62 71H63L64 75L62 74ZM79 71H82L83 74H82V72L80 73ZM194 71H196L197 73ZM95 72H97V73H95ZM86 74H88V75H86ZM179 74H182L181 70H178L177 72H173L172 76L175 78H179V76H180ZM197 74H199V75H197ZM52 75L55 77H53ZM74 75L77 78L76 80H74V78H75ZM203 75L205 77H202ZM70 76H71V78H68ZM79 76H80V78L82 77L81 78L82 80H80ZM72 77H73V79H72ZM50 78H52L53 81ZM83 78H85V80L86 79L89 81L91 80V83L93 82V84L89 83L87 80L85 81ZM94 78L95 79L97 78V79L95 80ZM131 78H133V79H131ZM204 78H206V80H203ZM68 79L70 80V82L72 84L69 81H67V83H66V80H68ZM125 79L128 82H125L126 81ZM134 79H136V81ZM72 80H74V82H76V83L72 82ZM204 81H205V83H204ZM79 82L81 85L79 84ZM85 83H87V84H85ZM146 84H144L143 86H146ZM111 85L114 86L113 83ZM247 85H249L250 87ZM65 86L67 88L69 87L68 90L71 89V96L72 97L68 96V94H70V91L69 92L66 91L67 95H65V91H64L66 88ZM89 86H86V88H84V89L87 90V88H88V90H89L91 88V87L89 88ZM63 87H65V88H63ZM81 87H83V88H81ZM133 87H132V90L135 88V87L134 88ZM202 87H204V88L202 89ZM99 88H96V90H98ZM141 88H142L143 92L140 91ZM249 88H250V90H249ZM72 89L75 90V91H73L74 94L72 93ZM80 89L83 92L85 91L84 94L82 91H80ZM247 89H248V92H247ZM90 90L92 92V89H90ZM217 90H219V91H217ZM220 91H222V92H220ZM75 92L79 93L80 97ZM93 92H95L94 89H93ZM242 92H244L246 95ZM80 93L83 95H81ZM85 93L87 95H85ZM232 93H233V95H232ZM73 95H76L79 98L75 97ZM231 95L233 96V99H234V97L237 98V99H235L236 101L232 99ZM60 96L65 97L62 99L65 101L64 103H61ZM87 96H88L89 100L86 99ZM91 96H92L91 98H93V95H91ZM225 96H228L229 98H227ZM238 96H241V97H238ZM68 97H70V98L68 99ZM73 97L76 98V101H80V102H81V100H79V99L82 97V103L87 102L86 106L84 108V109H87L86 110L87 112H85V110H83V109L80 112V110L77 109V105H76V107L73 106V104H74ZM84 97L87 101L84 99ZM71 98H72V100H70ZM77 98H78V100H77ZM199 98L202 99V97H200V96H199ZM240 98L242 99V102H241ZM248 98H249V100H247ZM83 99L85 102L83 101ZM244 100H245V102H244ZM88 101H89V104H88ZM66 102H68V103H66ZM70 102H73V103L70 104ZM94 103H95V101H94ZM262 103H263V105H262ZM57 104L61 105V106L63 104H66L67 106H70V108L66 107V105L65 106L63 105L62 107H60ZM198 105L202 106L203 104L199 103ZM253 105H255V106H253ZM221 106L222 105H218V106H216V108H221ZM63 107H65V108H63ZM71 107H73V109L75 108V110L72 111ZM68 108L71 109V111L68 110ZM223 108H225V107H223ZM78 110L80 113H82V111H83L81 117H80V113L77 114ZM228 110H229L228 108H227V111L225 110L226 113L228 112ZM74 111H76L75 112L76 115H75ZM262 111H263V114H262ZM241 112L242 113L244 112L245 114L243 113L244 114L243 115ZM215 113H216V111L214 113H212V116L215 115V117H219V114L216 113L217 114L216 115ZM72 114H73V116H72ZM229 114H230V112H229ZM254 114H256V115H254ZM74 115H75V117H74ZM77 115L79 117H76ZM88 117H89V119H87ZM85 118H86V120H83ZM219 118H221V116ZM256 118H258V116H256ZM73 119H76L75 123L73 122L74 121ZM79 119H81V121L82 120L84 121V122L82 121L83 124H80V121H78L79 123H77V120H79ZM247 119H249V120H247ZM239 120H241L242 122ZM71 122L76 124V125L72 124L69 126V123L71 124ZM232 124H233V126L231 127ZM67 125L69 128L67 127ZM66 128H68V130ZM70 128H73L74 131L76 130L75 133H73L74 132L73 129L71 130ZM232 131L234 133H232ZM245 132H246V130H245ZM245 132L243 133V134H245V136H244L245 142H243V143H245L244 146L246 145V147H247V149H246L247 154H249V157L251 158L252 161H253V159L256 160V158H257V160L261 163V165H264V146H261L262 148H260V151H256L254 147H250V143L252 145L253 142L257 141V139L254 135H252V137H251L249 134H246ZM75 134L77 135V138L74 137ZM92 134H94V133L92 132L91 134H88L87 137L92 136ZM78 136L80 137L81 141L78 139L79 138ZM121 136H122V138H121ZM253 136L255 138L254 140H253ZM245 137L247 138V140L249 138L248 143H247V140L245 139ZM260 139H262V137H260ZM91 140H94V139H91ZM115 141H116V143H115ZM100 142H103V143H102V145L99 146ZM113 142H114L115 147H113L114 146ZM88 143H92V145L94 143L95 144V146H93L94 148L92 149L91 145ZM257 144L259 146L261 145L258 142H257ZM103 145H104V148H105V146L108 147V148H105L106 150L104 149L105 151L103 149H101V148H103V147H101ZM109 146H111V147H109ZM200 146L202 148V145H200ZM95 147L96 148L99 147L101 149V151L103 150V152H106V151H108V152L103 153L100 151V154L103 155V156H101L98 153L99 151L97 152V150H99V148L96 150ZM246 147H244V148H246ZM90 148H91V150H90ZM93 150L94 151L96 150L95 152H97L98 155L94 154ZM88 151H89V153H88ZM111 152H113V151H111ZM246 152H244V154ZM255 152L256 153L258 152V153L256 154ZM90 153H92V154H90ZM90 155L92 158L88 157ZM93 156H94V158H93ZM99 156H101V157H99ZM106 156H107V158H105ZM242 156L240 158L238 157L241 160H238L236 158L231 159L229 157H227V159L229 158V160H227V159H225V156L223 155L221 161L224 162L227 160L228 164H231V166H229L231 168V169H229L230 170L229 172H231L230 173L231 176H229V178H228L227 177L228 175L227 176L223 175L224 179L222 178V180L224 182L222 180H221L222 182H220L217 179V176L219 177L224 172L225 167H224L223 163H221V166H220V164H218V168L219 167L220 168L218 170V168L216 167L215 171L213 172L214 175H212V173L210 174V172L205 171L207 173L204 172V177H203L204 179L203 180L201 179V182H203V186H204V184H206L205 185L206 187L204 188V193H206L207 199H210L209 197L212 195L209 192L214 191L217 186H219L222 189L221 195L215 194L216 199L210 201L211 203L210 202L207 203V205L213 204L214 205L213 207H215V205L218 201L219 202L222 201L221 199H223V194L224 195L226 194L227 189L230 190L231 188H233V190L231 189V192L232 193L235 192V195L233 194L234 197L232 196V198L236 199V200H233V199H232V201L229 200V203H228V205H229L231 202V205H229V207H230L229 211L232 213L231 214L229 213V216H228V212L227 211L224 212V210H227V209H224L225 205L221 206L219 202H218V204L220 207L218 206V204H217L218 208L217 207L213 208L212 205H209L210 206V209H209V206L205 205L206 203L204 204L203 202L197 201V199H196L197 203H199L201 206L199 207V204H197V206H196L197 210L195 211V213L200 212V214L204 212L203 215L199 214L201 217H204V218H205V216L209 217L210 214L215 212L216 209L221 210L222 214L225 213L223 215L220 214L221 213L220 211H216L219 213H215V214H219V215L223 216L221 219V221L222 220L224 221V223L222 221V226L220 225L221 221L214 223V224H216L217 227L218 226L220 227L221 231L227 230L230 228V226H232V223H231L232 221L231 222L226 221V218H227V220H229V218H231L232 215L236 214L237 216H239V214H240V217L244 218L245 221H244V219L241 221L242 225L240 223V227H238L239 230L237 229L235 232V235H234V236H236V234L241 233L239 235L242 238H239V235L237 236L238 239L236 238L238 244H241L243 242V240H241V239H243V238L246 239V238L250 237L251 230H246L245 225H247L246 223L252 222V218H251V221L248 218L252 217L251 214H253L254 211L256 212V210L258 209V212H259L260 206H258V205H260L261 200H262V198H259V199L254 198L255 201H253L252 203L251 202L249 203V206H251L250 204H253L254 202H256V203L258 201L260 202V203L258 202L259 204L257 203L258 205L253 204V207L251 206L252 207L251 211H253V213L249 214L248 211H246L244 209L245 208L244 207L245 199H244V193L243 192H245V195L249 194L250 191H252L249 189H254L255 186H257L256 185V178H257L256 176L258 173V171H257L258 169L253 168V169L249 170L250 172L252 171L251 173H249L251 176L248 175V178H247V179H249L248 180L249 183H247V185L249 187L246 184H242V186L240 188H238L236 186V181L234 178L236 176L234 174H236L235 172L238 171L237 168L238 169L241 168V165H242L243 161L245 160V158ZM97 157H99L100 159L101 158L103 159V157H104L106 161H104V159H103V162H102V160H100ZM95 158H97V159L95 160ZM92 159H93V161H92ZM88 161L92 162V163H89ZM237 162H238V165H237ZM91 164L92 165L94 164L93 169L91 167ZM95 164L97 166H95ZM94 167H95V169H94ZM113 169H116V170H113ZM97 170H98V172H97ZM106 172H108V173H106ZM191 172L194 174L195 173L198 174L199 170H194ZM6 173H8V174H6ZM110 173H113V175L112 174L110 175ZM255 173H256V175H255ZM11 174L13 175L12 177H11ZM197 174H195V176ZM109 175H110V177H109ZM197 177H198V175H197ZM31 178H33V176ZM101 179L103 180V182ZM112 179H109L111 181V183H113ZM216 179H217V181H216ZM100 180H101V182H99ZM119 180L121 181L120 184H118ZM230 180H231V182H230ZM233 180L235 181V183L232 182ZM33 181H34V184H33ZM19 182H20V185H22L21 191H19L21 189L20 185L18 184V186H17V183H19ZM212 182H214L216 187L214 186V184ZM111 183H109V181H108L106 184H111ZM220 183H222L221 186H220ZM29 184H30V186H29ZM223 184H225V185H223ZM125 185H124V188H127ZM24 186H26V187H24ZM90 186L94 187V188H91ZM116 186H114V185L112 186L113 188L115 187L114 188L115 190L113 191V193L117 192L118 189L120 188V187L116 188ZM234 187L235 188L237 187V190L236 189L234 190ZM250 187H252V188H250ZM18 188H19V190H17ZM92 189H94L95 191L93 192ZM201 189L203 190V188H201ZM194 190L195 191L193 193L196 194L195 193L196 189H194ZM248 190H249V192H248ZM15 191H19V194H18V192H15ZM119 191H120V189H119ZM86 192H88V193H86ZM12 193H17L19 195V196L17 195V200H18V198H20L21 201H17L15 198L16 195H14ZM208 194L210 196H208ZM11 195L15 199V201H14L13 198H10V200H11L10 202H12V200L14 201V203H13L14 209H12V207H13L11 205L12 203L9 202V197H11ZM219 196L221 197V199H219L220 198ZM213 197H215V196H213ZM239 197H241V198L239 199ZM204 198H205V196H204ZM182 199H183V197H182ZM214 201H215V203H214ZM240 201H242V202H240ZM238 202L240 205L238 204ZM19 203L21 204V206L18 205ZM23 203L25 205L24 208L22 207V206H24V205H22ZM121 203H123V204H121ZM202 203L204 206H202ZM26 204H29V205H26ZM119 205L120 206H117L118 210L123 209L125 206L124 202H120ZM19 206H20V208H19L20 211L18 212L19 209L15 211V209L18 208ZM205 207H207V208H205ZM245 211L250 215V217L246 216L247 213ZM239 212H241V213H239ZM242 212H243V214L244 213H246V214L243 215ZM260 213H258V214H260ZM205 214H207V215H205ZM254 214H253V216H254ZM141 215L142 214H140L139 216L141 217ZM256 216H262V217L258 218L259 221H258V223H256V224H258V226L254 225L255 228L257 227L256 228V230H258L257 233H262L264 228L261 227L260 224L262 221H264L263 212L261 213V215H256ZM16 218L19 221H16L17 220ZM22 218H23L24 222L28 223V224H25V223L23 224V221L21 220ZM134 220H136V223L134 222ZM19 222H21L22 225H25V227H28L27 225H29L30 223H32L33 226L32 227L29 226L30 227V228L28 227L29 229L22 226L24 229L21 228V229H23V230L20 229L21 232H19L20 230L17 229L15 231L17 233H14V234H12L10 232V235L12 237L8 234L9 232L7 233V232H5L6 230H2V227L4 229H6V227L9 225L11 227L12 226L14 227L15 224L19 225L20 224ZM227 222H229L228 223L229 227H228ZM3 223H4V225L1 226ZM13 223H15V224L13 225ZM244 223H245V225H244ZM132 224H134V226ZM142 225H143L144 229H143ZM185 226H188V225H185ZM226 226L228 228H226ZM11 227H10V230L12 231L13 227L12 228ZM139 227H141V228H139ZM114 228H116V230ZM242 228H244V229H242ZM112 229L117 231V232L119 231L120 233L122 231V233L121 234L119 232L114 233ZM10 230L7 229V231H10ZM143 230H144V232H143ZM244 230H246V231L244 232ZM145 231L148 233H146ZM237 231H239V233ZM126 232H127V234H126ZM128 233H129V235H128ZM7 234L10 236V238ZM122 234H123V236H122ZM124 234H125V236H124ZM141 234L142 235L144 234V235L141 236ZM145 234H146V236H145ZM148 234H151V235H148ZM246 234H247V237H245ZM15 235H16V237H15ZM126 235H128V236H126ZM133 235H135V237ZM137 235H138V237H137ZM160 236H161V234H160ZM13 237H15L14 239L17 240V242L15 241L16 243L14 245H13L14 241L12 243ZM6 238H8V239L6 240ZM151 240H153V242L155 243V246H154L155 248L153 250H152V248H149V246L147 247L148 242ZM8 241H10V242H8ZM25 242H27V244L30 243L28 248L23 247ZM207 243H206V245L208 246L210 244V241ZM28 249H30V250H28ZM240 252H243V251L240 250ZM237 254H238V252H237ZM157 259H158V256H157ZM215 259H217V257ZM215 259H214L213 264H218L219 260L217 261ZM218 259H219V257H218ZM160 261L161 260H157L156 262L159 264H161V263L163 264V261L162 262H160ZM145 262L146 261H144L143 264H145ZM58 263H56V264H58Z\"/></svg>","mask_w":264,"mask_h":264}]
</instances>
